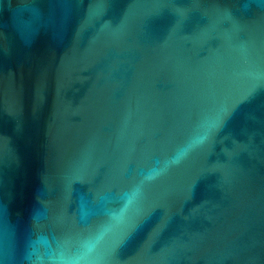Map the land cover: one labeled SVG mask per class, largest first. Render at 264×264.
<instances>
[{
    "label": "water",
    "instance_id": "water-1",
    "mask_svg": "<svg viewBox=\"0 0 264 264\" xmlns=\"http://www.w3.org/2000/svg\"><path fill=\"white\" fill-rule=\"evenodd\" d=\"M0 264H264V0H0Z\"/></svg>",
    "mask_w": 264,
    "mask_h": 264
}]
</instances>
